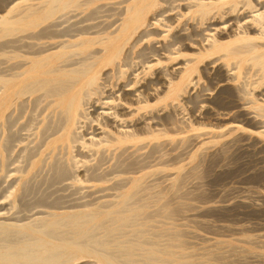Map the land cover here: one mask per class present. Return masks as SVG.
I'll return each mask as SVG.
<instances>
[{
  "label": "bare ground",
  "instance_id": "bare-ground-1",
  "mask_svg": "<svg viewBox=\"0 0 264 264\" xmlns=\"http://www.w3.org/2000/svg\"><path fill=\"white\" fill-rule=\"evenodd\" d=\"M187 103L226 120L207 135L264 137V0H0V264L216 260L185 250L167 226L181 205L147 181L165 113Z\"/></svg>",
  "mask_w": 264,
  "mask_h": 264
},
{
  "label": "rangeland",
  "instance_id": "rangeland-1",
  "mask_svg": "<svg viewBox=\"0 0 264 264\" xmlns=\"http://www.w3.org/2000/svg\"><path fill=\"white\" fill-rule=\"evenodd\" d=\"M201 84H203V86L206 85V82H205L204 79L201 81ZM188 105L191 106L192 104H188L187 103V105H184V106H182V105L181 106H177L175 109H169L165 113V116L167 117L166 118L167 120H165V122H164V130L167 131V132H165V137L162 140V142L164 143L163 147H162L163 151H161V153H156L155 154L154 152H152L153 151L152 150L153 149L152 146L154 144L151 145V152H152L151 157H152V159L150 158L149 161L152 164L149 162L150 168L148 169V172H149V176H148V180H147L148 184L150 183V180H152V178H153V180L151 181L150 185H154V184L156 185L158 183L157 184L158 188L155 191H153L154 193L162 192L164 194H167V200L168 201L171 200L170 202L172 204L171 203H169V204H170V206L172 205L171 207L173 209L175 208V206L177 208V206L181 205L180 207L177 208V210L175 209L176 210V214L173 216V220L167 221L169 223V225H167V226L174 227L176 230L182 231L183 232L182 235L187 234L186 235L187 238L184 237L185 235L183 236L184 242L186 243L185 244V247H186L185 250L187 252H193V253H195L198 256V258H203V259H207L210 255H214V256L216 255L215 256L216 260L210 261L209 264H214V263L215 264H221V262H223L222 264H226V263H228V264H237L236 262H238V264H260V262L263 263L264 262V257H263L264 256V244H263L264 243V237H263L264 236V226H263L264 225V173H263L264 172V154H262V153H264V137L261 136V135H258L256 133V131L253 130L254 128H250L252 130L251 131L248 130L247 132H245V134H243V132L242 133H234L233 136H230V137L225 138V139H223V138H215V135H207L206 133H208L209 130L213 129L218 124H219V126L227 124L226 120L225 121H221L220 123H217V124H216V122L213 121L214 122L213 123L211 121V119L208 120L209 117L206 118L208 116V115L205 116L207 112H205L204 110H201V109H200L201 110V112H200L199 108L191 109L192 107L191 108L187 107ZM178 112H179V114H178ZM167 114H168V116L170 115L169 118H168ZM172 115H173V117L176 118L175 120L177 122L174 120ZM193 115L195 116V119H194ZM202 115H203V117H202ZM191 116H193V117H191ZM179 118H180V121L178 120ZM199 118L201 119V121H200ZM188 119H190V120H188ZM170 120H172V121H170ZM182 120H183V122H181ZM206 120L208 122H206ZM166 121L168 122L167 125L165 124V123H167ZM188 121H190V122H188ZM196 121L199 124H201V126L199 124H197ZM173 123L176 124L177 126L179 125L180 127L176 128L177 126H175ZM181 123H183V124H181ZM186 125H188L187 128H186ZM208 125H210V126H208ZM234 125H236V124H234ZM234 125H232V127ZM171 126H172V128H171ZM196 128H203V129L202 130H196ZM169 129L174 131V132L171 131V133H170ZM228 129H226L225 131H227ZM199 134H203V135L201 136ZM242 134H243V136H242ZM213 136H214V138H213ZM194 137H197V138H194ZM240 138L241 139L243 138L244 140L242 139V141H241ZM194 139L196 140V142L192 141ZM178 141H179V145H178ZM231 141H232V143H231ZM187 142H188V145H187ZM226 143H229V144L227 145ZM164 145H166L167 148H165L166 146H164ZM177 145H178V147H177ZM225 145H227L226 147H228V146L229 147L225 148ZM251 145H253V146H251ZM173 146H176L177 149H176V147H173ZM186 146H189V147H186ZM231 146H234V147H231ZM171 148H173L175 150H172ZM183 148H184V154H183ZM205 148H207V149H205ZM185 149H187V151ZM170 151H171V153H170ZM252 151H253V154H252ZM256 151H258L259 153L256 152ZM224 152H225V154H224ZM240 152H242V153H240ZM179 153H180V155H178L177 160H175L176 159L175 156H177V154H179ZM158 154H160V155H158ZM163 154L164 155L166 154V157L164 156V158H163ZM173 155H174L175 159L173 158ZM183 155H185V156H183ZM204 157H205V159H204ZM178 158H179V160H178ZM182 158H183V160H180ZM224 158H226V159H224ZM262 158H263V160H262ZM157 159H159L158 162H157ZM164 159H166L168 161L167 162H163ZM171 160L172 161L174 160V161L172 162ZM203 160H205V161H203ZM199 161H200V163H199ZM216 161H217V163H216ZM160 162H161V165H160ZM212 163H216V165L214 164V166H213ZM163 164L164 165L168 164V166L167 165L164 166ZM208 164L211 165V166H209ZM197 166H199L200 168L199 167L196 168ZM215 167H217V168H215ZM260 167L262 169H260ZM179 169L182 170L181 179H183V180H181V181H183V183H185V184L183 186L182 182H180L181 184L179 183V185H178V187L180 189L177 188L178 191H172L171 192L170 191L171 183L169 182V179L171 177H176V174H177ZM219 169L222 170L223 172L220 171ZM197 173H199V174H197ZM210 175H212V176H210ZM162 176H164V178ZM185 176H187V178ZM192 176H193V178H192ZM156 177L159 180H161V181L156 179ZM183 177H185L186 179L183 178ZM162 179H164V180H162ZM191 181H193L194 183L191 182ZM196 183H198L199 186ZM195 184L197 186H195ZM194 186L197 187L196 191H194L195 190ZM201 186H203V187H201ZM182 187H183V189L181 190ZM186 187H187V189H186ZM189 187H191V188H189ZM163 188L165 189V191L163 190ZM199 188H201V190ZM185 189L189 190V191H186ZM231 189L233 190V192H232ZM237 189H238V191H237ZM41 190L46 191L47 189H41ZM50 190L54 191V196L52 195L53 198H55V196H57V197L63 196L62 198L66 199L68 196L65 198L64 195H68L69 193L71 194V192H68V191L66 192V191H63L62 189H48L47 192H51ZM55 190H58L60 192L55 191ZM71 190H76V189H71ZM179 190H181L180 193H179ZM241 190H242V192H241ZM184 191H186L185 194H184ZM190 191L192 193L188 194L187 192H190ZM56 192H58V193H56ZM114 192H116V191L112 190V191H109L108 193L106 192L104 194L111 195L109 193L114 194ZM193 192H195V193H193ZM198 192L199 193L201 192V193L198 194ZM181 194L184 197L181 196ZM185 195H186V197L188 195V197L186 198ZM77 196H79V195H74L72 197L74 198V197H77ZM171 196H172V199H171ZM180 196L182 198H180ZM176 197H177V200L174 199ZM243 197H245V198H243ZM190 198H193V199H190ZM237 198H239L241 200H239ZM64 199H62L61 201L62 202L68 201V199H66V200H64ZM223 200H224V203L222 202ZM226 200H227V202H226ZM218 201L219 202L221 201L222 203L221 202L219 203ZM183 202H185V203H183ZM182 203L184 204L185 207L183 206ZM236 203H238V204H236ZM242 203L243 204L245 203L244 206H243ZM241 204H242V206H241ZM191 206H193V207L196 206L197 208L195 209V207L193 208ZM225 206H227V207H225ZM230 206H232V207H230ZM233 206L234 207L238 206V207L232 209ZM254 206L257 207V208H255ZM188 207H190V209ZM214 207H216V208L217 207L218 208L221 207L223 209H221V208L220 209H218V208L215 209ZM259 207L261 209H263V210L261 211V209ZM179 208H181V210L183 208V210L181 211ZM184 208H186V210ZM209 208H212L214 210H212V209L210 210ZM226 208H228V209L230 208L231 210H228ZM187 209H188V212H186ZM19 210H20V207H19V205H17V208L14 209V212L19 211ZM178 210H180V211H178ZM217 210H220V212L217 211ZM247 212L248 213L251 212V213L248 214ZM185 213H186V216H184ZM196 213L198 214L197 217L195 215H193V214H196ZM181 215H183L185 219L183 217H181ZM188 216H190V217H188ZM177 218L179 220H176ZM174 220H176V221H174ZM194 220L197 223H195ZM189 221H193V222H189ZM170 223H171V225H170ZM184 223L188 224L189 226L185 225ZM215 223H217V224H215ZM173 225H176V226H173ZM209 225H212V226H209ZM220 225H222V226H220ZM227 225H229V226H227ZM227 228H229L230 230H228ZM255 228L257 230H255ZM258 228L259 229L261 228L262 230L261 229L258 230ZM238 229H240V230H238ZM242 229H244L246 231H243ZM252 229H253V232H252ZM232 230H234L236 232H234V231L232 232ZM184 231H185V233H184ZM190 231H192V232H190ZM228 231H230V232H228ZM199 235H200V237H199ZM194 236L196 238H194ZM254 237H256V238H254ZM259 237H263V238H259ZM247 238H250V239H247ZM198 239H200V240H198ZM204 239H206L207 241L206 240L204 241ZM234 239H237V240H234ZM249 240H252V241H249ZM189 241L193 242L194 244L191 243V244L187 245V243H190ZM244 241H246V243ZM258 241L262 242L263 246H261L262 244L261 243L259 244ZM217 242H219L221 244H219ZM252 242L256 243V244H253ZM257 245H259V246H257ZM211 247H213V248H211ZM235 248H237V249H235ZM238 251H241L243 253H240ZM219 253H220V255H219ZM249 254H251V255H249ZM261 254L263 256H261ZM221 255H222V258L221 257L218 258ZM226 255L229 256V257H226ZM244 256H246V257H244ZM251 256L254 259H252V258L250 259ZM258 256H260V257H258ZM224 257L227 258V259L225 260ZM240 260H242V261H240ZM244 260H246V261H244ZM234 261H236V262H234ZM247 261H249V262L247 263ZM257 261H260V262L256 263Z\"/></svg>",
  "mask_w": 264,
  "mask_h": 264
}]
</instances>
